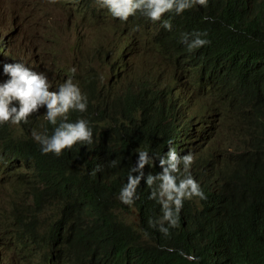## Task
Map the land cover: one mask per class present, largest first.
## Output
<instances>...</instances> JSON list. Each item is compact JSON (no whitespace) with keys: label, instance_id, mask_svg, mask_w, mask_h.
<instances>
[{"label":"trees","instance_id":"1","mask_svg":"<svg viewBox=\"0 0 264 264\" xmlns=\"http://www.w3.org/2000/svg\"><path fill=\"white\" fill-rule=\"evenodd\" d=\"M59 4L83 24L99 22L100 14L91 13L100 7L97 0ZM203 6L174 13L171 30L160 25L155 34L146 29L156 25L139 13L126 21L114 18L98 35L104 60L92 55L83 64L87 69L78 73L66 69L67 62H75L70 49L78 51L77 43L57 33L45 12L40 21L51 59L61 62L52 65L78 81L89 101L85 113L70 111L68 119L86 117L93 141L75 144L60 156L42 154L31 130L46 127L50 134L53 125L41 112L28 123L0 125V235L7 240L16 231L21 245L31 240L35 251L42 252L40 264H194L178 249L194 253L199 264H264V0H206ZM195 30L206 31L210 42L188 50L181 34ZM112 38H117L114 44ZM149 38L190 76L191 88L214 101L181 107L172 82L156 86ZM119 48L124 51L120 55ZM196 111L207 116L202 124L213 138L232 141L234 153L231 161L219 158L216 183H200L203 190L215 191L213 198L201 204V212L185 205L184 222L179 217L165 236L149 226L160 206L148 199L143 179L133 207L116 197L135 164L134 150L163 154L168 140L177 147L184 132L178 123ZM153 160L152 168L145 165V174L160 170L155 156ZM9 244L22 250L20 244Z\"/></svg>","mask_w":264,"mask_h":264},{"label":"clouds","instance_id":"2","mask_svg":"<svg viewBox=\"0 0 264 264\" xmlns=\"http://www.w3.org/2000/svg\"><path fill=\"white\" fill-rule=\"evenodd\" d=\"M233 1L236 0H225L227 3ZM14 3L16 2L0 0V14L11 9ZM43 3L49 9L50 22L64 18L65 24L61 32L67 34L69 41L77 43L78 51L70 49L71 56L76 61L85 51H90L100 60H104L98 35L101 32L105 33L103 28L112 23L114 18L126 21L130 16L139 13L156 25L152 29L150 26L146 29L152 30L155 34L160 25L166 30H171L174 13L180 15L185 10L204 8L206 0H97L100 7L93 8L91 13H95L94 10H96L100 14L96 17L99 22L91 24H83L73 11L61 7L59 0H43ZM58 10L62 12H56ZM104 12L112 18L105 17ZM18 14L16 10H11L6 19L0 16V19L4 20L0 27L9 25L7 33L0 32V125L28 123L31 119L29 117L39 111L48 123L53 125L50 134L46 127L43 131L31 130V136L39 144L42 154L51 153L60 156L63 150H70L75 144H91L93 141L91 122L84 116H78L75 120L68 119L70 111L77 113L87 111L89 103L87 94L82 92L78 81H74L72 76L67 77L63 73L60 74V77L64 79L63 82L53 87L48 75L43 71L45 66L53 67L44 56V45H49V39L46 38L47 35H44L41 43L34 46L39 30L26 33L23 25L16 26L13 18ZM203 18L209 19V17ZM180 39L188 50L199 49L210 42L207 32L198 30L182 33ZM22 40H25L24 45ZM110 40L114 44L117 38ZM118 41L120 44V40ZM149 42L152 48L150 57L154 58L152 81L156 86L172 82V94L181 107L186 106L190 101L202 103L214 101L204 93L201 94L191 88L190 76L180 68H176L171 60L165 58L156 49L157 42L150 38ZM29 48L38 49V51L32 53L28 50ZM118 53L121 54V48L118 49ZM20 56L22 61L18 60ZM50 56L52 57L51 54ZM27 59L29 63L25 64L24 61ZM69 71L75 73L76 69L73 67ZM179 80L182 82L180 85ZM193 113L196 115L189 113L185 116L183 125L178 123L184 132L177 141V147L172 140H168L167 152L163 154L153 153L150 156L147 148L138 147L134 150L135 164L128 168L126 181L119 188L116 197L121 203L133 207L139 198L137 188L143 179L144 184L150 189L148 199L154 200L160 206L159 215L155 219H149V226L165 236L169 235L170 229L178 225L179 217L184 222L185 205L188 208L187 204H192L197 212H201L207 198H213L215 191L211 188L208 191L203 190L200 183L203 180L216 183L219 158L231 161L234 153L233 143L229 139H221L220 145H215L211 133L206 131L202 124L207 118L205 114H201L200 111ZM190 117H193V120ZM171 126V123L166 124L165 131L168 136H170ZM153 156L157 158L160 170L145 174V165L149 168L153 167ZM112 163L115 161L113 160ZM196 164L198 169L195 172ZM216 221L222 223L221 218H216ZM141 231L147 238V231L143 229ZM19 236L16 231L14 238L13 235L7 236V240L5 236L0 235V251L2 248L5 249V255H11L13 258L10 260L1 253L0 264H40L41 250L36 252V245L31 240H28L29 244L21 245ZM9 242L20 244L23 246L22 250H16ZM176 251L186 260L199 264L200 258L194 253L185 252L183 249Z\"/></svg>","mask_w":264,"mask_h":264},{"label":"rangeland","instance_id":"3","mask_svg":"<svg viewBox=\"0 0 264 264\" xmlns=\"http://www.w3.org/2000/svg\"><path fill=\"white\" fill-rule=\"evenodd\" d=\"M10 1L16 2V3L13 4V7L11 9H8L7 11L1 12V14H0L1 18L3 17L6 19L7 14H10L11 10H16L19 13L18 15H16L13 18V20L16 22V26H18L17 24L23 25L26 33H28L29 31L36 32L39 30V36L36 38V40L34 42V46L37 44H40L41 41L43 40V37H44L45 32H46V29L42 26L40 20L46 19L47 16L45 15V12H48V10H49L48 8H45L43 6V0H10ZM56 12L61 13L62 11L58 10ZM63 19L64 18L55 19V20L50 22V25L57 27L58 28L57 32H61L63 27H64V24H65ZM3 22H4V20L0 19V25H2ZM8 31H9V25H5V26L0 27L1 33H7ZM22 42L24 45L25 40H22ZM52 48L54 49V51L52 53H54V54L57 53L56 48L55 47H52ZM28 50H30L32 53H37V51H38V49H31V48H29ZM49 50H50V46L44 45V56L49 61V63L60 64L61 62L51 59L52 57L50 56ZM92 55H93V53H91L90 51H85L75 62H71V61L67 62L66 69L69 70L70 68L75 67V69H76L75 73L82 72L83 70H86L87 67L83 66V64L86 62H89V59ZM18 60L22 61V56H20ZM24 63L28 64L29 60L28 59L25 60ZM0 65H1V63H0ZM90 70L94 71L96 69H90ZM43 71L48 75L49 79L52 82L53 87L58 85L57 80L61 79V77H60L61 73H58L54 69V67H50V66H45ZM221 139H223V137H221L219 135H217L214 138L216 146L220 145ZM1 253H2V250L0 251V254Z\"/></svg>","mask_w":264,"mask_h":264},{"label":"bare ground","instance_id":"4","mask_svg":"<svg viewBox=\"0 0 264 264\" xmlns=\"http://www.w3.org/2000/svg\"><path fill=\"white\" fill-rule=\"evenodd\" d=\"M124 52L123 49H121V53ZM174 59L177 61L176 56H174ZM122 62V61H121ZM179 67V65H178ZM161 82V80H159ZM195 81V80H194ZM160 82L158 84H160ZM179 85L182 84V82L179 80L178 81ZM184 102V99H183ZM191 120H193V117H190ZM93 153V152H92ZM97 157V156H96ZM25 165V164H24ZM16 166V165H15ZM25 167V166H24ZM26 168V167H25ZM105 172V171H104ZM217 186V185H216ZM220 186V185H219ZM217 228V227H216ZM5 249L2 248V254H4V256L8 257L10 260H13L11 255H5ZM217 256V255H216Z\"/></svg>","mask_w":264,"mask_h":264}]
</instances>
